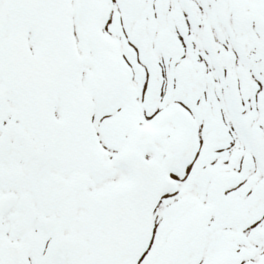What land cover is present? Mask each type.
<instances>
[{"label":"snow or ice","instance_id":"1","mask_svg":"<svg viewBox=\"0 0 264 264\" xmlns=\"http://www.w3.org/2000/svg\"><path fill=\"white\" fill-rule=\"evenodd\" d=\"M0 264H264V0H0Z\"/></svg>","mask_w":264,"mask_h":264}]
</instances>
